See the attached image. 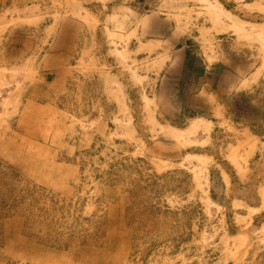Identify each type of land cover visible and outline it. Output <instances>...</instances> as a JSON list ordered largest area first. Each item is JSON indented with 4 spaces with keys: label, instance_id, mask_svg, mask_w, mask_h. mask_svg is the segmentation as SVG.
<instances>
[{
    "label": "rangeland",
    "instance_id": "374dc122",
    "mask_svg": "<svg viewBox=\"0 0 264 264\" xmlns=\"http://www.w3.org/2000/svg\"><path fill=\"white\" fill-rule=\"evenodd\" d=\"M260 29L264 0H0V264H264Z\"/></svg>",
    "mask_w": 264,
    "mask_h": 264
},
{
    "label": "bare ground",
    "instance_id": "6f19581e",
    "mask_svg": "<svg viewBox=\"0 0 264 264\" xmlns=\"http://www.w3.org/2000/svg\"><path fill=\"white\" fill-rule=\"evenodd\" d=\"M214 5V4H213ZM211 8V10H210V12L211 13H213V15L215 16V17H217V19H219V18H221L220 16L221 15H223V13L225 14V12L223 11V9L218 5H216V6H210ZM231 17V16H230ZM232 22V21H231ZM236 26H237V29H238V31L240 30V31H242V30H244L243 28H244V25L242 24V23H238V22H236ZM233 27V26H232ZM234 28H235V26H234ZM242 33V32H241ZM257 38L258 39H260L263 43H264V29L262 30V29H260V31H259V34L257 35ZM126 53V52H125ZM127 54V53H126ZM126 54H124L125 56H126ZM124 57V56H123ZM120 90V89H119ZM203 123V122H202ZM173 136H175V137H182V133L181 132H179L178 130H174V129H171L170 131H169Z\"/></svg>",
    "mask_w": 264,
    "mask_h": 264
},
{
    "label": "crops",
    "instance_id": "0c3cea01",
    "mask_svg": "<svg viewBox=\"0 0 264 264\" xmlns=\"http://www.w3.org/2000/svg\"><path fill=\"white\" fill-rule=\"evenodd\" d=\"M181 59V58H180ZM182 68V69H181ZM182 70H183V65H181V66H178L177 67V69H173L172 71H175V73L176 72H178L177 74H181L180 72H182ZM174 72H172V74H175Z\"/></svg>",
    "mask_w": 264,
    "mask_h": 264
}]
</instances>
